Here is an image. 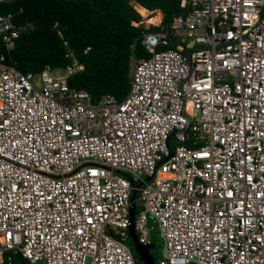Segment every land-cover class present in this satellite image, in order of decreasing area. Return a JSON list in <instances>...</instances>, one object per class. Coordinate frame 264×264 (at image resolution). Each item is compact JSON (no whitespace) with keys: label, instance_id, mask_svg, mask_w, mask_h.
<instances>
[{"label":"built area","instance_id":"2783aa9c","mask_svg":"<svg viewBox=\"0 0 264 264\" xmlns=\"http://www.w3.org/2000/svg\"><path fill=\"white\" fill-rule=\"evenodd\" d=\"M179 7L167 25L132 24L158 28L147 58L133 52L122 101L97 103L68 86L83 70L72 53L17 71L32 25L0 13V264H134L138 184L133 230L148 246L156 224L155 264H264V0Z\"/></svg>","mask_w":264,"mask_h":264},{"label":"trees","instance_id":"16d2710c","mask_svg":"<svg viewBox=\"0 0 264 264\" xmlns=\"http://www.w3.org/2000/svg\"><path fill=\"white\" fill-rule=\"evenodd\" d=\"M131 2L161 12L163 26L181 12V0H14L0 6V13L11 14L16 25H32L11 53L14 68L23 74L64 69L71 63L66 55L72 53L83 70L68 80L71 89L87 92L93 103L104 95L122 101L129 92L133 52L136 60L147 58L142 36L158 30L132 25L141 17ZM127 244L131 248L129 240ZM8 257L12 264H26L18 254Z\"/></svg>","mask_w":264,"mask_h":264},{"label":"water","instance_id":"95a60500","mask_svg":"<svg viewBox=\"0 0 264 264\" xmlns=\"http://www.w3.org/2000/svg\"><path fill=\"white\" fill-rule=\"evenodd\" d=\"M149 180V179H147ZM140 188V184H138L131 193L130 196V227H129V238H130V244L132 247V250L135 252V254L144 261L145 264H155L154 258L150 254V250L153 248L152 244H149L148 246H141L138 244L136 235L133 230V224H134V218L136 213V195L137 190Z\"/></svg>","mask_w":264,"mask_h":264},{"label":"rangeland","instance_id":"374dc122","mask_svg":"<svg viewBox=\"0 0 264 264\" xmlns=\"http://www.w3.org/2000/svg\"><path fill=\"white\" fill-rule=\"evenodd\" d=\"M131 5L134 7V9L138 8V5H136L134 2H131ZM157 12L159 13V11H157ZM159 14H160V17H163L161 13H159ZM140 22H144L145 25H149V23H147L146 20H144L142 16H141ZM137 206L138 205L136 204V210H138ZM147 230L150 234L149 236H150L151 244L153 245V248L150 250V254L154 258V260L157 261L158 259L161 258V251L163 248V242L160 238L156 224L153 221H151L150 219L148 221ZM130 247H131V244H130ZM130 252H131V256L133 258L134 264H145L144 261H142V259L140 257H138L134 251H132V247L130 248ZM39 264H44V263H39ZM86 264H89V260H87Z\"/></svg>","mask_w":264,"mask_h":264},{"label":"bare ground","instance_id":"6f19581e","mask_svg":"<svg viewBox=\"0 0 264 264\" xmlns=\"http://www.w3.org/2000/svg\"><path fill=\"white\" fill-rule=\"evenodd\" d=\"M139 14L145 18L147 16V12L145 9H142V8H137ZM160 18V14L159 13H154L153 16L151 17V19L148 20V23H156Z\"/></svg>","mask_w":264,"mask_h":264},{"label":"crops","instance_id":"0c3cea01","mask_svg":"<svg viewBox=\"0 0 264 264\" xmlns=\"http://www.w3.org/2000/svg\"><path fill=\"white\" fill-rule=\"evenodd\" d=\"M136 5H138V4H136ZM138 7H139V8H142V7L139 6V5H138ZM142 9H144V8H142ZM135 10H137V9H135ZM145 10H146V9H145ZM137 11H138V10H137ZM155 12L158 13L157 11H155ZM159 13H161V12H159ZM128 240H129V242H130V238H129Z\"/></svg>","mask_w":264,"mask_h":264}]
</instances>
